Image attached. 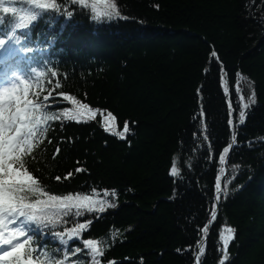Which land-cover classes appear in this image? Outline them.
Masks as SVG:
<instances>
[{"label": "trees", "instance_id": "obj_1", "mask_svg": "<svg viewBox=\"0 0 264 264\" xmlns=\"http://www.w3.org/2000/svg\"><path fill=\"white\" fill-rule=\"evenodd\" d=\"M24 9L10 41L29 59L23 98L58 118L22 157L40 191L20 195L61 199L22 259L220 264L223 235L224 264H264V0H0V34Z\"/></svg>", "mask_w": 264, "mask_h": 264}, {"label": "snow or ice", "instance_id": "obj_2", "mask_svg": "<svg viewBox=\"0 0 264 264\" xmlns=\"http://www.w3.org/2000/svg\"><path fill=\"white\" fill-rule=\"evenodd\" d=\"M39 8H43L44 5H37ZM5 12L9 9L5 8ZM109 18L119 16L116 12L115 6H111L110 10L105 13ZM27 25H17L18 28L26 27ZM4 42L0 40V44ZM213 57L216 56L215 52L212 53ZM52 75H55L53 73ZM239 76V74H237ZM39 74L36 73L35 77ZM30 81L31 79H18V82L11 84V86L0 87V262L2 264H11L15 261V264H32L31 252L35 249H30L27 253L28 259L24 261L22 257L25 255L24 248L29 241L39 237H44L47 234L42 230V225L47 223H55L52 217L47 214V207L50 201L60 200V197H49L48 201H37L35 203L26 202L27 195H20V193L37 194L40 189L38 181L27 171H21L24 169V162L22 157L29 154L32 150V139L37 135H43L46 131V124L44 122L56 119L58 117L44 115H36L39 111L40 105H32L31 101L25 100L23 97L28 92V85L24 81ZM255 92L253 91L250 96L251 103H255ZM47 99V97H45ZM67 99H71L68 97ZM243 100V96H240ZM23 105V106H22ZM13 106H15L13 108ZM86 107V106H83ZM249 104H244L243 108H248ZM229 109L231 110V103H229ZM47 110H45L46 113ZM32 113V115H29ZM231 115V111L229 113ZM246 113L244 110L239 112L238 121L239 124L245 122ZM68 119H72L68 116ZM115 117L109 113L107 120L105 121L106 131H112L113 135L124 139L125 133L129 132L128 123L125 122L122 132H114V125H110V122L114 121ZM229 125L232 124V120L229 119ZM235 139V137H233ZM60 149L57 148L56 152L59 153ZM228 151L227 148L224 149ZM19 165V168L15 167ZM81 171V169H76ZM171 175H177V168L175 161L170 172ZM59 179V177H57ZM108 195L107 192L104 193ZM221 189L219 181L216 184V196L215 200L218 203L220 199ZM114 195V192H113ZM87 199V197H85ZM71 197H64L62 203L64 206L71 207L68 201ZM108 207H115L116 205L109 203ZM89 210H92L91 202L88 205ZM104 207H100L99 211L103 212ZM79 214V213H78ZM211 218L214 221L216 218V212L213 211ZM86 225H80L78 229L74 230L72 234H77L80 229L85 228ZM204 232L208 231V228L203 229ZM229 233L234 232L233 229L226 230ZM7 233V235H6ZM60 236V243L67 245L68 241L64 240ZM23 237V239H21ZM71 238V235L70 237ZM232 236H221L224 245V258L220 261V264H224V260L228 259L227 246L232 239ZM95 256L98 250L93 246L91 241L85 242ZM78 252L79 249L77 248ZM203 248H200L199 252L203 254ZM199 259V256L197 257Z\"/></svg>", "mask_w": 264, "mask_h": 264}, {"label": "rangeland", "instance_id": "obj_3", "mask_svg": "<svg viewBox=\"0 0 264 264\" xmlns=\"http://www.w3.org/2000/svg\"><path fill=\"white\" fill-rule=\"evenodd\" d=\"M14 82H15V79H14ZM104 126L107 127V126H109V125H106V124L104 123ZM6 235H7V233H6ZM0 264H2V262H0Z\"/></svg>", "mask_w": 264, "mask_h": 264}]
</instances>
